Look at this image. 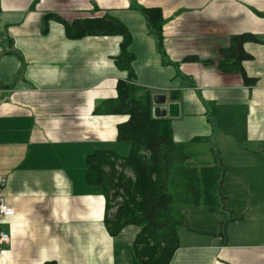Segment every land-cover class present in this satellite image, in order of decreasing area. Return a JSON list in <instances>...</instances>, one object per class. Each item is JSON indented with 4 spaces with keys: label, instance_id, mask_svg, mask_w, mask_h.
<instances>
[{
    "label": "crops",
    "instance_id": "crops-1",
    "mask_svg": "<svg viewBox=\"0 0 264 264\" xmlns=\"http://www.w3.org/2000/svg\"><path fill=\"white\" fill-rule=\"evenodd\" d=\"M136 2L162 10L165 55L130 0H0V201L15 210L0 218L9 236L0 264H143L134 251L140 228L111 236L105 198L85 181L93 152L129 153L117 132L128 117L93 114L128 78L116 65L122 38L70 40L58 21L45 22L49 14L121 22L135 84L150 91L153 109L157 96L179 105V117L167 119L185 165L220 168L219 206L184 208L170 264H264V0ZM241 35L254 37L241 64L253 83L220 68ZM199 217L210 224L187 228ZM244 225L252 228L230 232Z\"/></svg>",
    "mask_w": 264,
    "mask_h": 264
},
{
    "label": "trees",
    "instance_id": "trees-1",
    "mask_svg": "<svg viewBox=\"0 0 264 264\" xmlns=\"http://www.w3.org/2000/svg\"><path fill=\"white\" fill-rule=\"evenodd\" d=\"M130 2L131 8L145 18L156 39L157 50L165 55L162 45L167 20L162 10L147 8L136 0ZM49 20L62 24L70 40L122 38L116 65L128 78L118 81L117 97L98 102L93 114L128 117L126 123L117 127V132L118 140L129 145V153L119 156L105 150L93 152L86 159L85 181L99 188L105 198V225L111 236H117L127 227H138L140 231L134 241L137 259L143 264H170L179 248L178 228L183 224L184 208L203 205L213 210L219 206L220 168L194 169L185 165L187 156L176 146L171 120L153 117L150 91L134 82L132 37L121 22L109 15L68 23L49 14L45 22ZM253 40L250 35L232 39L231 47L223 51L225 60L220 64L223 73H239L247 83H253L241 67L244 60L251 58L244 52L243 44Z\"/></svg>",
    "mask_w": 264,
    "mask_h": 264
},
{
    "label": "water",
    "instance_id": "water-1",
    "mask_svg": "<svg viewBox=\"0 0 264 264\" xmlns=\"http://www.w3.org/2000/svg\"><path fill=\"white\" fill-rule=\"evenodd\" d=\"M155 108L152 110L153 117L156 119H166V118H178L180 111L179 105L169 103L165 96L154 98Z\"/></svg>",
    "mask_w": 264,
    "mask_h": 264
},
{
    "label": "rangeland",
    "instance_id": "rangeland-1",
    "mask_svg": "<svg viewBox=\"0 0 264 264\" xmlns=\"http://www.w3.org/2000/svg\"><path fill=\"white\" fill-rule=\"evenodd\" d=\"M204 148H206L205 146L204 147H199V151H202ZM238 200V199H237ZM240 200V199H239ZM239 203V205H240V202L239 201H235V200H233V203ZM115 207L113 208V210L111 211L112 213H114L115 212ZM236 217H240L239 215L238 216H236ZM200 218V219H199ZM199 218H197L196 219V224H194V225H198V226H194V225H188L187 226V228H189V229H202V228H199V226H203L204 224H210V222H207V221H204V219L205 218H201V217H199ZM219 220H226V221H229L231 218H232V216L231 215H229V214H223V213H221V215H218V217H217ZM215 219V218H214ZM198 227V228H197ZM248 227L251 229L252 227H250V226H247V225H244V227H243V229L241 228V227H232L231 229H230V232L231 233H235V234H241V233H243V232H245V231H243L244 229L246 230V229H248ZM214 227L213 226H209V230H212ZM202 231H206V230H202ZM250 233H252V232H250Z\"/></svg>",
    "mask_w": 264,
    "mask_h": 264
},
{
    "label": "built area",
    "instance_id": "built-area-1",
    "mask_svg": "<svg viewBox=\"0 0 264 264\" xmlns=\"http://www.w3.org/2000/svg\"><path fill=\"white\" fill-rule=\"evenodd\" d=\"M1 52V49H0ZM1 86V83H0ZM7 181L0 178V185H6ZM15 216V210L9 207L4 200L0 201V218H13ZM9 242V236L5 232L0 231V244H6Z\"/></svg>",
    "mask_w": 264,
    "mask_h": 264
}]
</instances>
